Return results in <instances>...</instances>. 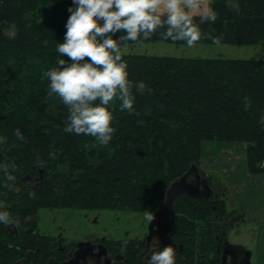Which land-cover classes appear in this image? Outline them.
Segmentation results:
<instances>
[{
  "label": "trees",
  "instance_id": "obj_1",
  "mask_svg": "<svg viewBox=\"0 0 264 264\" xmlns=\"http://www.w3.org/2000/svg\"><path fill=\"white\" fill-rule=\"evenodd\" d=\"M210 1L209 15L216 19L199 24L209 38L195 44H217L211 39L216 36L224 45L264 44V0ZM71 3L0 4V200L16 218L0 224V264H23L27 248L22 249L13 226L26 234V223L41 210H157L170 185L200 160L204 143L245 144L249 173H264V61L121 54L130 79L145 80L151 90L136 94L135 112L121 111L115 102L116 131L108 145L66 133L68 108L48 95L42 73L60 58L56 45L63 41ZM201 16L193 15L194 22ZM161 41L187 45L158 34L126 45ZM10 171L13 181L6 180ZM29 175L38 184L32 191L26 187L31 180L22 182ZM185 200L177 202L184 217L189 209L201 214L196 221L206 223L207 208L226 215L225 208H193ZM193 216L184 219L186 229Z\"/></svg>",
  "mask_w": 264,
  "mask_h": 264
},
{
  "label": "clouds",
  "instance_id": "obj_2",
  "mask_svg": "<svg viewBox=\"0 0 264 264\" xmlns=\"http://www.w3.org/2000/svg\"><path fill=\"white\" fill-rule=\"evenodd\" d=\"M198 7L199 0H72L63 41L56 45L60 58L42 73L48 80V95L57 96L68 108L64 131L108 145L116 131L115 102L119 101L121 111L135 112L136 94L151 90L145 80L130 79L122 47L127 41L143 43L157 34L188 46L202 36L209 38L199 24L216 17L205 14L194 22L192 10ZM211 39L221 42L218 36ZM15 134L25 138L19 128ZM14 179L11 171L6 174V180ZM153 218L152 212H145L148 224ZM15 222L0 200V224ZM148 248L147 264H176L175 248L171 244L161 248L159 237H153Z\"/></svg>",
  "mask_w": 264,
  "mask_h": 264
},
{
  "label": "flooded vegetation",
  "instance_id": "obj_3",
  "mask_svg": "<svg viewBox=\"0 0 264 264\" xmlns=\"http://www.w3.org/2000/svg\"><path fill=\"white\" fill-rule=\"evenodd\" d=\"M185 174L188 175L180 188L183 194L175 201L171 214L160 220H152L149 224L143 218L142 225L145 231L142 235L132 237L129 229L123 233L122 239L118 236L115 238L109 231L111 221L105 223L99 216L89 220L88 215L83 217L85 220L80 224L84 233L81 237H76L78 240H75V237L68 239L64 235L66 228L63 226H59L57 235L52 237L42 235L40 228L37 227V217L26 223V234H20L13 226L17 238L21 239L22 249L27 248L25 251L28 257L22 259L23 264H147V257L150 254L148 245L153 237H159L161 248L169 244L175 248L176 264H220L224 252L227 254L225 264H248L246 261L248 254L244 250L231 249L228 240L232 224L238 225L243 222V211L238 215L228 213L222 221H219L221 217L219 214L214 217L204 216L207 227L203 230L202 236L201 228L196 226L199 224V221L195 220L199 218L197 214L189 219L193 223L189 224V227L196 226L194 232L190 231L189 227L186 229L184 220L186 216L180 217L181 214L177 211L178 201L187 199L185 201L189 205L192 204L193 208L200 204L213 207L217 211L223 201L222 197L227 196V193L221 188L220 182L207 177L197 167H190ZM35 179L26 185L28 191L33 190V185H38ZM166 200L167 192L165 201L158 205L157 210L152 212L153 215L159 211L167 212L163 207ZM113 222L117 229L124 226L121 219H114ZM69 228L73 229L72 225H69ZM76 228L73 234L78 235L79 230ZM199 237L203 239L202 242Z\"/></svg>",
  "mask_w": 264,
  "mask_h": 264
},
{
  "label": "rangeland",
  "instance_id": "obj_4",
  "mask_svg": "<svg viewBox=\"0 0 264 264\" xmlns=\"http://www.w3.org/2000/svg\"><path fill=\"white\" fill-rule=\"evenodd\" d=\"M211 13V1L210 0H199V7L192 10L193 15H205ZM121 54L131 55V56H157V57H173V58H186V59H216V58H226L232 60H257L264 61V44H257L251 46H232L224 44H194L192 46L188 45H175L167 42H152L148 44H131L123 46L121 49ZM210 143V142H209ZM204 152L201 153L200 160L193 166L200 169V172H204L207 177L215 178L216 182H220L221 188L224 192L228 193V163L226 162V157L231 156L235 159V163L240 162L241 156L239 150H229V148H222L213 143L212 145H205ZM202 146V148H203ZM215 151V152H214ZM214 154V155H213ZM218 154V155H217ZM234 154V155H232ZM227 164V167H224ZM191 166V167H193ZM227 173V174H226ZM223 198V197H222ZM223 198L224 205L219 207L225 208L226 214L233 213L238 215L237 209L232 206V202L229 199ZM212 208V207H211ZM182 209V208H181ZM178 210H180L178 208ZM208 217H214L212 209H205ZM155 210L148 211H132L122 208H117L116 210H84L77 208H63L58 210L44 209L36 216L38 218V228H40V233L44 236H54L58 233L59 226L66 228L64 235L68 239L78 240L83 235V229L80 224L85 220L83 217L88 215L89 220L99 216L100 220H104L105 223H110L112 232L115 238H123V233L127 230H131V236L142 235L145 231L142 221L145 216V212H155ZM220 213V212H219ZM180 214V213H179ZM185 216L198 214L195 211L187 209L184 212ZM199 214L198 216H200ZM183 215H180V217ZM194 217V216H193ZM201 217V216H200ZM222 218L224 216H221ZM54 219L55 222H54ZM114 219H121L123 225L121 228L117 229L113 225ZM220 219V218H219ZM203 220V219H202ZM224 220V218L222 219ZM221 220V221H222ZM72 225L73 229L69 228ZM201 229H205L207 224L204 221L199 222ZM78 227V235L73 234ZM106 229H108L106 227ZM257 231V226L255 223H244L235 224L233 228L230 229L228 233V240L233 245H243L252 254H256L257 249V239L255 238ZM202 236V235H200ZM200 238L202 242L203 239ZM44 239V238H42ZM256 255H254V260L251 259L252 263L256 262Z\"/></svg>",
  "mask_w": 264,
  "mask_h": 264
},
{
  "label": "crops",
  "instance_id": "obj_5",
  "mask_svg": "<svg viewBox=\"0 0 264 264\" xmlns=\"http://www.w3.org/2000/svg\"><path fill=\"white\" fill-rule=\"evenodd\" d=\"M213 143L222 148L232 147L229 148V150H239L241 156L239 164L235 163V159H232L231 156H227L225 159L229 165V170H227L229 176H227L228 193L227 196H223V198H230L232 206L239 210L238 213L242 211L244 212L243 222H240L239 224H256L257 231L255 238L257 239V249L256 254H254V252L251 254V259L253 260L254 255H256V262H251V264H264V173L255 175L249 173L247 146L245 144L208 142L205 143V145L207 144L208 146ZM203 152L204 146L202 148V153ZM224 165V167H227V164L224 163ZM233 226L234 224H232L231 228H233ZM243 247L246 248L245 246Z\"/></svg>",
  "mask_w": 264,
  "mask_h": 264
},
{
  "label": "water",
  "instance_id": "obj_6",
  "mask_svg": "<svg viewBox=\"0 0 264 264\" xmlns=\"http://www.w3.org/2000/svg\"><path fill=\"white\" fill-rule=\"evenodd\" d=\"M8 1H10V0H0V4L4 3V2H8ZM187 175L188 174H185L184 176H182L181 178H179L178 180H176L174 183L171 184L170 188L167 191L166 203L163 205V207L167 209L166 210L167 212L166 213H164L162 211L157 212L154 215L153 221L155 219H159L160 220L165 215H170L171 214V212H172V210L174 208V205H175V201L177 200V198H179L183 194V191L180 188H181V184L184 182V180L186 179ZM40 179L43 180V172L42 171L40 172ZM30 180H32V176L31 175H29L26 178H24L22 180V182H27V181H30ZM229 247L231 249H233V250H244L248 254L246 261L248 262V264H251V253L246 248H244L243 246L232 245V244H229ZM226 262H227V254L224 252L223 255H222V259L220 261V264H225Z\"/></svg>",
  "mask_w": 264,
  "mask_h": 264
}]
</instances>
